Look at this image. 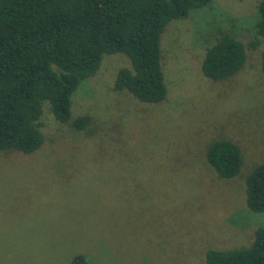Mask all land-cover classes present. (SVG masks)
Masks as SVG:
<instances>
[{
    "label": "rangeland",
    "instance_id": "1",
    "mask_svg": "<svg viewBox=\"0 0 264 264\" xmlns=\"http://www.w3.org/2000/svg\"><path fill=\"white\" fill-rule=\"evenodd\" d=\"M260 0H210L160 35L166 97L141 101L114 90L121 52L103 54L71 96L60 122L42 104L43 142L31 153L0 150V264H205L209 247L247 246L264 212L245 205V176L264 160ZM221 32L245 45L232 76L206 77L201 61ZM91 119L83 130L70 122ZM242 153L239 172L218 176L209 141Z\"/></svg>",
    "mask_w": 264,
    "mask_h": 264
},
{
    "label": "trees",
    "instance_id": "2",
    "mask_svg": "<svg viewBox=\"0 0 264 264\" xmlns=\"http://www.w3.org/2000/svg\"><path fill=\"white\" fill-rule=\"evenodd\" d=\"M210 0H0V150L31 153L43 142L42 104L53 117L70 118L71 96L79 83L93 75L103 54L121 52L129 64L115 73L114 90L126 89L144 102H160L167 87L161 66L160 35L173 18ZM255 38L262 43L264 73V0L258 3ZM245 45L221 32L207 46L203 74L229 78L245 61ZM91 117L76 116L70 125L83 130ZM205 159L223 178L235 176L242 165L239 146L227 138L206 145ZM245 205L264 212V160L245 176ZM205 264H264V224L247 246L208 247ZM70 264H95L76 253Z\"/></svg>",
    "mask_w": 264,
    "mask_h": 264
}]
</instances>
